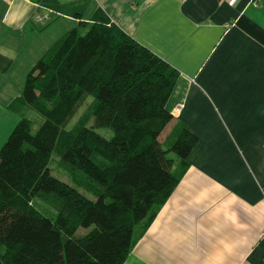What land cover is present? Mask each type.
Here are the masks:
<instances>
[{
  "label": "trees",
  "instance_id": "1",
  "mask_svg": "<svg viewBox=\"0 0 264 264\" xmlns=\"http://www.w3.org/2000/svg\"><path fill=\"white\" fill-rule=\"evenodd\" d=\"M177 78L101 10L85 34L68 32L40 58L9 108L24 104L41 122L32 131L22 117L0 149V264L125 262L198 143L182 124L167 149L159 142L173 119L166 103ZM53 155L95 200L51 174ZM34 199L54 216L38 211ZM79 230L88 231L77 237Z\"/></svg>",
  "mask_w": 264,
  "mask_h": 264
},
{
  "label": "crops",
  "instance_id": "2",
  "mask_svg": "<svg viewBox=\"0 0 264 264\" xmlns=\"http://www.w3.org/2000/svg\"><path fill=\"white\" fill-rule=\"evenodd\" d=\"M41 4L57 14L43 27L31 5L0 0V149L32 111L9 108L28 73L65 34H85L101 10L178 73L164 131L182 124L198 140L123 264H264V0Z\"/></svg>",
  "mask_w": 264,
  "mask_h": 264
},
{
  "label": "rangeland",
  "instance_id": "3",
  "mask_svg": "<svg viewBox=\"0 0 264 264\" xmlns=\"http://www.w3.org/2000/svg\"><path fill=\"white\" fill-rule=\"evenodd\" d=\"M92 101L91 98H88L86 100V102L80 107V109L78 110V112L76 113V115L73 117V119L71 120L70 124H69V127L68 128H71L78 120L79 118L81 117V115H83V113L85 112V110L87 109V106L88 104ZM27 119L29 121H31V124H32V131H35V129L37 128V126L39 125V123L41 122V119L36 115L35 112L33 111H29L28 114H27ZM88 125H91V123H89ZM175 125L173 126V128L170 126L168 129L169 131L167 132V130H165L163 132V134H161V136L159 137V142L162 143L163 145V149H167L168 145H170L174 139L171 140L170 142V139L172 138V133H173V129H174ZM96 133H98L99 135H101L102 137L104 138H107L109 139L111 136H112V131L110 129H104V128H99V129H96L95 130ZM171 134V135H169ZM169 135V136H168ZM170 143V144H169ZM171 157H174L173 154H170ZM49 168H50V172L51 174L57 178L58 180L72 186L73 188L77 189L78 192L82 193L83 195H85L87 198L89 199H92V200H95V195L92 193V190L88 187H86L84 184H82L81 182L79 181H75L73 179V177L71 176V174L67 171H65L62 167H60L59 163H58V158L53 155L52 158H51V162H50V165H49ZM188 168V167H187ZM32 205L38 209V211H40L41 213L47 215L48 217H53L54 216V212L47 206L45 205L44 203L34 199L32 200ZM156 217V216H155ZM152 223V222H151ZM150 223V224H151ZM150 226V225H149ZM148 226V227H149ZM147 227V229H148ZM146 229V230H147ZM145 230V231H146ZM88 230H79L77 232V237H81V236H84L86 233H87ZM145 233V232H144ZM143 233V234H144ZM142 234V235H143ZM140 238H138L136 240V242L139 240ZM135 242V244H136Z\"/></svg>",
  "mask_w": 264,
  "mask_h": 264
},
{
  "label": "built area",
  "instance_id": "4",
  "mask_svg": "<svg viewBox=\"0 0 264 264\" xmlns=\"http://www.w3.org/2000/svg\"><path fill=\"white\" fill-rule=\"evenodd\" d=\"M36 9L33 15V22L40 27L49 24L57 14L49 8L42 6L41 0H23ZM260 239L264 241V228L260 234Z\"/></svg>",
  "mask_w": 264,
  "mask_h": 264
}]
</instances>
